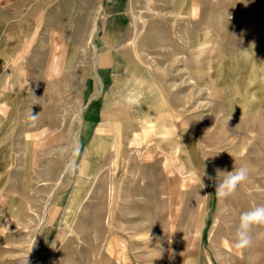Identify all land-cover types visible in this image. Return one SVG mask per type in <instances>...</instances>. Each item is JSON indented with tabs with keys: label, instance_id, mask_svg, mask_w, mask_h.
<instances>
[{
	"label": "rangeland",
	"instance_id": "rangeland-1",
	"mask_svg": "<svg viewBox=\"0 0 264 264\" xmlns=\"http://www.w3.org/2000/svg\"><path fill=\"white\" fill-rule=\"evenodd\" d=\"M257 205L264 0H0V264H264Z\"/></svg>",
	"mask_w": 264,
	"mask_h": 264
},
{
	"label": "clouds",
	"instance_id": "clouds-1",
	"mask_svg": "<svg viewBox=\"0 0 264 264\" xmlns=\"http://www.w3.org/2000/svg\"><path fill=\"white\" fill-rule=\"evenodd\" d=\"M36 117L37 115L31 116L33 120L36 119ZM218 173L221 172L218 170ZM223 173H225L223 179L219 182L216 181L215 194L220 199L232 196L237 188L249 178V168L247 166L234 168L231 172ZM257 226H264V205H257L240 214L234 244L237 250H243L252 246V230Z\"/></svg>",
	"mask_w": 264,
	"mask_h": 264
},
{
	"label": "crops",
	"instance_id": "crops-1",
	"mask_svg": "<svg viewBox=\"0 0 264 264\" xmlns=\"http://www.w3.org/2000/svg\"><path fill=\"white\" fill-rule=\"evenodd\" d=\"M128 65H130V63L128 64ZM132 69H131V67H129V68H127V73H126V75L125 76H127V80L128 79H130V77H131V79H130V81L128 82V85H127V87H128V90H131V91H134L135 92V90L136 91H138V88H134V85H136V84H139L140 85V79H142V78H140L139 76L140 75H144L143 74V72L141 71V69L140 68H137L135 71H139V72H141L142 74H140V73H137L135 76H133V74H132V71H131ZM136 77H138L137 78V80L135 79ZM148 78H149V76H148ZM123 79H120V80H118V81H122ZM154 80V79H153ZM151 81L148 79V83H150ZM156 81L154 80V82L153 83H155ZM118 83V82H117ZM137 87H139V86H137ZM146 87V86H145ZM153 90L151 91L150 90V87H148V89L146 90L147 92H142V94H156V90L158 91V89H156V87L155 86H153V88H152ZM155 89V90H154ZM139 94H141V93H139Z\"/></svg>",
	"mask_w": 264,
	"mask_h": 264
}]
</instances>
